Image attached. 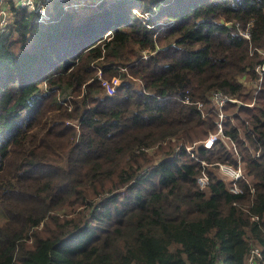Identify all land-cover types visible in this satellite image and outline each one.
Here are the masks:
<instances>
[{
    "label": "trees",
    "instance_id": "1",
    "mask_svg": "<svg viewBox=\"0 0 264 264\" xmlns=\"http://www.w3.org/2000/svg\"><path fill=\"white\" fill-rule=\"evenodd\" d=\"M8 1L16 37L0 35V264H245L253 244L264 264V87L243 135L224 128L253 192L234 194L212 175L197 188L199 162L176 148L213 126L179 97L237 99L242 77L256 76L264 0H188L164 15L171 25L153 27L131 8L158 0L77 10L51 0L47 22ZM99 68L122 79L112 95ZM198 152L229 156L219 141Z\"/></svg>",
    "mask_w": 264,
    "mask_h": 264
},
{
    "label": "built area",
    "instance_id": "2",
    "mask_svg": "<svg viewBox=\"0 0 264 264\" xmlns=\"http://www.w3.org/2000/svg\"><path fill=\"white\" fill-rule=\"evenodd\" d=\"M15 1L16 0H14V3L17 4L19 7L25 8V10L28 12H32L37 21L46 20L51 17L50 13L47 10V6L50 0H18V2H15ZM83 3H84V0H71L68 2L67 7L77 8ZM156 3H159V1L158 2L156 1L154 4ZM154 9L157 10V8H154ZM154 9L148 10L147 8H145V4L143 3V7L140 10L133 9V12L136 14L139 11H144L145 14H144L143 23L148 27H153L154 25L168 26L173 23V19H170L166 22L165 21L151 22ZM9 14L10 13L8 11L7 0H0V35L8 31L7 26H8ZM240 34L246 38L249 35L247 30H245L244 32H240ZM142 57L146 58L147 53L143 52ZM122 69L125 70V67H122ZM254 70L257 75L256 80L258 82V86L256 89L258 90L259 85L262 83V78H263V73H264V59L261 64L259 63L254 67ZM98 79L107 95H112L116 91V87L121 83V79L116 75H113L108 78L101 77L100 68L98 69ZM207 98L212 100L219 110H221L222 107H224L226 103H229V102L230 103L238 102L239 104H241L236 98L228 96L220 91H213L212 93L208 95ZM178 99L182 103H185L188 105H194L197 110H200V106H203L202 100H195V101L190 100L186 93L183 94ZM217 117H218L217 118L218 132L214 135H211V138L209 140L203 142L201 147L204 149L211 148L215 140H219V142L221 141L225 145L221 137L227 140H233L231 136L223 132V129H222V123H224L228 115H225L223 112L220 111L217 114ZM232 146H233V154L235 156L236 161L231 164L226 163V162H215L213 163V165L221 173L222 178L227 180L228 190L230 192L234 194H242L244 188H247L250 192H253L254 189L252 185V177L250 175L247 176L246 175L247 172L244 171V167L242 164V157H241V154L239 153L238 146L236 145L237 150L233 143H232ZM225 148H226V145H225ZM190 155L192 158L196 159L197 161L199 160L201 162L200 169L198 171L199 173L195 177V185L197 188L204 190V188L208 185L209 180H210V175L208 174L209 169L206 167L207 161L205 160V158H201V157H198L192 154ZM255 156H258V152L255 153ZM251 219H256V216L252 215ZM262 261H263V255H262L261 248L256 246V244H253L250 247L245 257L244 263L245 264H261Z\"/></svg>",
    "mask_w": 264,
    "mask_h": 264
},
{
    "label": "rangeland",
    "instance_id": "3",
    "mask_svg": "<svg viewBox=\"0 0 264 264\" xmlns=\"http://www.w3.org/2000/svg\"><path fill=\"white\" fill-rule=\"evenodd\" d=\"M158 1L160 3L154 4L152 2L151 9L158 8L157 5H159V7H162L161 8L162 9V13H161L162 15L158 17V15H160L159 8L157 10L154 9L153 15H152V19L157 20L159 18V20H157V21H165L166 22L168 20H165V16L164 15L168 11L174 9L175 8L174 6L176 4H179V5L180 4H184L188 0H158ZM15 2H18V0H16ZM7 4H8V11L10 13L9 17H8V26H7V30L8 31L7 32L10 31V37L9 38H12V37L15 38L16 34L15 33L11 34V28H12L14 22H13V13H12V10H11L10 2L8 0H7ZM15 5L18 6L17 4H15ZM142 7H143V4H140L139 6L134 5V6H132V10L131 11H132V13H134L133 9L140 10ZM23 9H25V8H23ZM144 14H145L144 11H139L138 13L135 14L137 19L140 20L142 23H143V20H144ZM154 20H151V21H154ZM35 22H36V19H35ZM239 30H240V32H244L245 31V29L242 30L241 28ZM23 43H22V40H15L10 45V49H14L15 51H17V49H18V51H20V50L23 49V47H25V45L27 43V39H25L23 41ZM27 49H29V45L28 44H27V48L25 50H27ZM258 51L261 53V56L264 59V51H262V50H258ZM143 52H148V51L145 50ZM122 70H124V69H122ZM254 72H255V70H254ZM96 74H97V77H98V70L96 71ZM256 76L254 78H252V79L249 78V76H247V75L245 77H242L243 92H242V96L237 97L238 101L241 103L240 105H238L239 104L238 102H233V103H237V104H233V105L228 104L225 107H222L221 110H219L218 107L213 103V101L207 98L205 101H203V106H200V110H197L195 108L196 111L199 114L200 119L202 121H207V120L209 121V118L212 117L213 126L211 127V126H209V124H203L202 127L205 130L204 132H200L199 134L194 135L192 138L186 139L183 143L181 142V140L179 142H177L176 148L179 149V150H182V152L185 153L188 156V157L187 156H184V157H186L188 159L191 158L192 160L197 161L196 159L192 158L190 154L200 157L198 150H199V148H202L201 146H202L203 142L209 140L211 138V135H214V134H216L218 132V126H217V118L218 117H217V114L220 111L223 112L225 115H228L227 118H230V116H231L230 114L233 113V112H235L237 114L236 115L237 117L236 116H232L230 118V122L225 123V124L222 123L223 132H224V128L225 127L228 128L231 125H233V126L237 127L238 131L241 133V135H243V132L245 130L246 125L249 124L248 119L245 118L246 117V112H248V109H251V108L254 109L255 106L257 105V103H260L262 101L261 97H262V89L264 87V83L263 84L261 83L259 85V89L257 90L256 88L258 86V82L256 80ZM101 77L108 78L107 76L106 77L102 76V74H101ZM214 91H220V90H214ZM220 92H222V91H220ZM222 93H224V92H222ZM224 94L228 95L227 93H224ZM228 96H230V95H228ZM250 103H252V104H250ZM242 107H244V108H242ZM66 121H67V123L72 125V127H74L75 129L78 128V121L77 120L67 118ZM247 127H250V125H248ZM238 137H241V136H238ZM175 138H176L175 135L171 136L172 141H175ZM221 139L224 141V143L226 145L225 150L227 152L229 151L228 152L229 156L222 160V159H220L221 155H219V157H217L216 153H211L210 156H211L212 159L210 161H207L206 159L205 160L207 161L206 162L207 163L206 167L209 169L208 170V174L212 175V177H217V178H220V179L224 180L226 182V187L228 188L227 180L222 178L221 173L218 171V169L216 167H214L213 163H215V162H226V163H230L231 164V163L235 162L236 160H235V156L233 154L232 143L234 144L236 150H237V147H236L237 143L235 142V140L233 138H232L233 140H227V139H225L223 137H221ZM218 141L219 140H215L214 143L218 142ZM221 143L225 147L223 142H221ZM164 144H165V142L162 143V145H164ZM181 144H183V145H181ZM256 152H258V151H254V153H256ZM239 153L241 154L240 151H239ZM207 154H209V153L207 152ZM154 157H156V155ZM59 158H60V154L59 153H54V154L49 156V159L51 161H53V162H57L59 160ZM197 162H199L200 165H201V162L199 160ZM242 164H243V167H244V171L247 172L243 158H242ZM246 175L249 176L248 173H246ZM210 181H211V178L209 180L208 185L204 188V190H207L209 188ZM256 246L261 248L260 245H258V244H256Z\"/></svg>",
    "mask_w": 264,
    "mask_h": 264
},
{
    "label": "crops",
    "instance_id": "4",
    "mask_svg": "<svg viewBox=\"0 0 264 264\" xmlns=\"http://www.w3.org/2000/svg\"><path fill=\"white\" fill-rule=\"evenodd\" d=\"M69 1H71V0H68V1H66V2L63 3L62 6H63L64 9H66V8H74V7H67V4H68ZM86 2H87V0H84V3H83L82 5H80L79 7L83 6ZM79 7L74 8V9L77 10ZM48 12H49V11H48ZM49 13H50V12H49ZM50 16H51V13H50ZM51 17H52V16H51Z\"/></svg>",
    "mask_w": 264,
    "mask_h": 264
},
{
    "label": "bare ground",
    "instance_id": "5",
    "mask_svg": "<svg viewBox=\"0 0 264 264\" xmlns=\"http://www.w3.org/2000/svg\"><path fill=\"white\" fill-rule=\"evenodd\" d=\"M49 20V18L48 19H46V20H41L40 22H47Z\"/></svg>",
    "mask_w": 264,
    "mask_h": 264
},
{
    "label": "clouds",
    "instance_id": "6",
    "mask_svg": "<svg viewBox=\"0 0 264 264\" xmlns=\"http://www.w3.org/2000/svg\"><path fill=\"white\" fill-rule=\"evenodd\" d=\"M50 1H51V0H50ZM49 4H50V2H49ZM49 4H48V5H49ZM141 4H142V3H141ZM157 9H158V8H157ZM131 10H132V8H131Z\"/></svg>",
    "mask_w": 264,
    "mask_h": 264
}]
</instances>
